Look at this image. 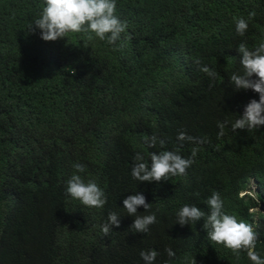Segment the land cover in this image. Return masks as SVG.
Masks as SVG:
<instances>
[{
  "label": "trees",
  "instance_id": "obj_1",
  "mask_svg": "<svg viewBox=\"0 0 264 264\" xmlns=\"http://www.w3.org/2000/svg\"><path fill=\"white\" fill-rule=\"evenodd\" d=\"M45 6L0 0V264L137 263L127 228L102 230L110 212L121 214L127 192L148 196L166 238L183 230L180 206L205 197L176 192L190 177L124 184L133 158L139 152L150 165L154 152L190 158L195 150L191 173L220 163L218 122H228L225 133L259 100L251 89L236 90L230 76L243 71L238 45L264 42V0H116L127 28L115 45L86 32L44 41L30 24ZM239 18L249 25L244 36ZM181 133L193 139L181 141ZM152 135L164 146H150ZM74 173L103 189L104 207L67 195Z\"/></svg>",
  "mask_w": 264,
  "mask_h": 264
},
{
  "label": "clouds",
  "instance_id": "obj_2",
  "mask_svg": "<svg viewBox=\"0 0 264 264\" xmlns=\"http://www.w3.org/2000/svg\"><path fill=\"white\" fill-rule=\"evenodd\" d=\"M45 5L30 24V31L34 33L38 28L44 41L86 32L115 45L127 28V23L115 14L116 0H45ZM255 16V11L249 13V19ZM248 27L244 18L236 20L238 35L244 36ZM92 38L89 35L88 39ZM237 51L243 71L233 73L230 83L236 90L258 93L259 100L252 99L225 133L228 122H218V136H223L217 141L220 163L191 173L195 150L190 158L175 151L154 152L150 165L141 153L134 156L135 163L124 184L132 180L145 187L164 184L170 176L190 177L192 182L176 192L205 197V201L180 206L176 224L183 230L166 238L167 233L155 223V214L149 212L152 204L148 196L137 190L127 192L121 214L110 212L102 230L108 235L114 226L127 228L132 245L140 249V260L129 264H231L235 257H241L242 264H264V42L253 49L240 43ZM200 70L213 81L218 75L208 67ZM186 138L193 139L183 133L178 136L181 141ZM146 139L150 146H156L155 135ZM158 142L162 147L165 144L162 139ZM73 168L76 173L86 170L79 162ZM66 184L67 195L83 206L102 208L107 203L105 192L93 180L86 183L74 173Z\"/></svg>",
  "mask_w": 264,
  "mask_h": 264
}]
</instances>
